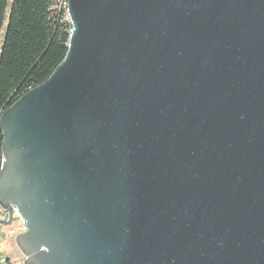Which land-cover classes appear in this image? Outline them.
<instances>
[{"label": "water", "instance_id": "95a60500", "mask_svg": "<svg viewBox=\"0 0 264 264\" xmlns=\"http://www.w3.org/2000/svg\"><path fill=\"white\" fill-rule=\"evenodd\" d=\"M68 9L65 59L0 117L24 264H264V0Z\"/></svg>", "mask_w": 264, "mask_h": 264}, {"label": "trees", "instance_id": "16d2710c", "mask_svg": "<svg viewBox=\"0 0 264 264\" xmlns=\"http://www.w3.org/2000/svg\"><path fill=\"white\" fill-rule=\"evenodd\" d=\"M59 0H0V117L63 62L72 26ZM0 131V170L2 166Z\"/></svg>", "mask_w": 264, "mask_h": 264}, {"label": "flooded vegetation", "instance_id": "af4514ba", "mask_svg": "<svg viewBox=\"0 0 264 264\" xmlns=\"http://www.w3.org/2000/svg\"><path fill=\"white\" fill-rule=\"evenodd\" d=\"M1 212L2 214L0 215V233L2 236V240L0 243V247L3 250V252L8 256L9 264H14V262L12 261L14 257L12 258L10 254L12 253L13 256L16 253L15 249L13 248L14 246L13 243L17 246L16 238L20 234H23L24 232L22 231L23 224L20 221H15V220L11 222L9 213H5V211L3 210H1ZM20 231L22 233H19L17 235V233ZM5 236H6V240L4 238Z\"/></svg>", "mask_w": 264, "mask_h": 264}, {"label": "rangeland", "instance_id": "374dc122", "mask_svg": "<svg viewBox=\"0 0 264 264\" xmlns=\"http://www.w3.org/2000/svg\"><path fill=\"white\" fill-rule=\"evenodd\" d=\"M19 233H22V232L21 231L18 232L17 235ZM4 238L6 240V236ZM13 245H14L13 248L15 249L16 253L13 256H12V253L10 254L12 258L14 257L12 261L14 262V264H24V256L22 255V253L19 251V249L17 248V246L14 243H13Z\"/></svg>", "mask_w": 264, "mask_h": 264}, {"label": "built area", "instance_id": "2783aa9c", "mask_svg": "<svg viewBox=\"0 0 264 264\" xmlns=\"http://www.w3.org/2000/svg\"><path fill=\"white\" fill-rule=\"evenodd\" d=\"M59 2H61L62 6L65 7V1L64 0H59ZM66 19L69 21V23L71 25L70 16H66ZM1 240H2V236L0 233V243H1ZM0 264H9L8 256L3 252L1 247H0Z\"/></svg>", "mask_w": 264, "mask_h": 264}, {"label": "bare ground", "instance_id": "6f19581e", "mask_svg": "<svg viewBox=\"0 0 264 264\" xmlns=\"http://www.w3.org/2000/svg\"><path fill=\"white\" fill-rule=\"evenodd\" d=\"M67 9H68V4H67ZM67 16H69V9L67 10Z\"/></svg>", "mask_w": 264, "mask_h": 264}]
</instances>
